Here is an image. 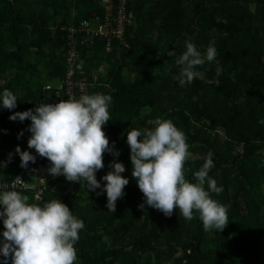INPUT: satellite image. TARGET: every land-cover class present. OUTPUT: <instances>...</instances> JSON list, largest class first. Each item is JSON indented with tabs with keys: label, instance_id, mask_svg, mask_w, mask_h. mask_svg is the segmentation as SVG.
Wrapping results in <instances>:
<instances>
[{
	"label": "rangeland",
	"instance_id": "1",
	"mask_svg": "<svg viewBox=\"0 0 264 264\" xmlns=\"http://www.w3.org/2000/svg\"><path fill=\"white\" fill-rule=\"evenodd\" d=\"M96 5V0H0V102L5 89L17 97L14 109L0 104L1 177L18 164L15 148L24 151L31 136L28 131L15 139L4 134L3 126L13 113L27 107L50 78L63 50L60 26L93 13ZM166 6L167 0H130L128 39L135 52L94 46L84 50L83 65L100 67L104 78L117 69L120 82L142 80L151 87L155 101L141 112L152 114L153 120H171L185 134L187 181L196 182L194 173L207 153H213L214 166L208 175L217 187L226 184V190L210 192V197L228 207L229 223L220 232L205 230L196 210L187 220L179 209L167 217L147 206L144 196L127 205L118 199L114 212L80 231L74 264H209L207 249L212 242L224 247L225 264H264V0H185L191 37L185 33L168 37L163 32ZM186 42L205 57L212 44L216 57L196 66L199 75L181 86L183 66L176 60L186 51ZM170 51L175 56H169ZM247 93L256 96L258 115L248 106ZM165 105L170 108L159 114ZM114 160L111 153H104V167L96 172L100 189L90 191L86 182L63 177L60 186L70 192L59 188L53 199L67 205L74 217L84 207L108 209L102 177ZM124 173L137 185L130 158ZM22 195L28 196L27 203H34L29 195ZM122 207L130 223L117 214ZM0 223L3 239V218Z\"/></svg>",
	"mask_w": 264,
	"mask_h": 264
},
{
	"label": "clouds",
	"instance_id": "2",
	"mask_svg": "<svg viewBox=\"0 0 264 264\" xmlns=\"http://www.w3.org/2000/svg\"><path fill=\"white\" fill-rule=\"evenodd\" d=\"M168 55L175 56V52L170 51ZM215 57L216 48L212 44L207 47L205 57L194 44L186 42V51L176 60L183 66L179 84L191 83L199 75L196 66ZM111 99L104 94H85L78 100L41 103L34 110L15 112L9 119L31 121L27 129L31 133L28 148L47 158L50 175H62L70 182L84 181L88 190L95 191L101 188L96 172L104 167V153L119 154L102 130L110 120ZM0 104L5 109H14L17 97L5 89ZM151 123L154 125L151 129L127 131L132 177L144 196V203L167 217L179 209L187 220L193 218V210H196L205 230L222 231L229 223L228 207L210 197V192L223 191L208 175L214 166L213 153H207L203 166L194 173L196 182L191 183L185 179L183 170L189 156L185 134L171 120L158 117ZM15 152L20 157V167L26 168L29 162H35V157L21 151L19 146ZM110 167L112 171L102 177L106 183L101 191L106 193L109 212H114L116 201L124 196L123 189L129 181L121 176L125 171L122 163L115 162ZM28 199L15 190L0 192L3 208L0 218L4 227L3 241H0V256L4 259L0 264H8L9 259L11 264H74L77 258L74 244L79 239V230L84 227L83 222L59 199H52L42 207L27 203ZM140 207L143 208V204Z\"/></svg>",
	"mask_w": 264,
	"mask_h": 264
},
{
	"label": "built area",
	"instance_id": "3",
	"mask_svg": "<svg viewBox=\"0 0 264 264\" xmlns=\"http://www.w3.org/2000/svg\"><path fill=\"white\" fill-rule=\"evenodd\" d=\"M100 12H93L87 17L60 26L65 31L66 41L61 52L64 69L59 77L47 81L41 91L43 104H55L69 98L79 99L82 95L105 94L110 88V79L102 77L101 68L87 69L83 65L84 50L101 46L110 51L114 43L127 46L125 31L131 22L132 12L128 9L127 0H96ZM31 121L25 119L11 120L7 126L6 135L15 139L25 136V126ZM106 134V130L102 128ZM22 133V134H21ZM35 157V162H29L26 168L20 167V159L16 166L5 177L0 176V192L15 190L20 193H30L34 202L42 200L44 194L55 189L58 176H52L47 169L50 164L39 156L35 149L26 148ZM3 157L1 160H4Z\"/></svg>",
	"mask_w": 264,
	"mask_h": 264
},
{
	"label": "trees",
	"instance_id": "4",
	"mask_svg": "<svg viewBox=\"0 0 264 264\" xmlns=\"http://www.w3.org/2000/svg\"><path fill=\"white\" fill-rule=\"evenodd\" d=\"M257 2H260V0H256ZM128 9H130V0H127ZM259 6V4H258ZM96 11L94 12H100V6L96 5ZM92 14V13H91ZM91 14L84 15L82 17H87ZM80 17V18H82ZM78 18V19H80ZM77 19V20H78ZM189 13L185 6V0H167V6L165 14L161 20V28L163 32L168 37H174L178 34L185 33L186 36H193L194 33L190 29L189 24ZM130 24L127 26L125 31V40L127 42V46L118 45L117 43H114L113 48L116 47H123L125 50L130 51L131 53L135 52L134 48L132 47L133 41L132 39H128V31L130 30ZM62 35V44L63 47L65 45L66 36L65 31L62 29H59ZM112 48V49H113ZM64 65L62 57L60 56L58 63L56 64V67L51 73L50 78L47 80H51L52 78L59 77L61 73L63 72ZM92 69V68H87ZM110 79V86L111 88L104 94L111 96V103L108 105V113L110 120L103 126V128L106 130V137L108 138L110 146H113L114 151H118V156H114L115 160L108 164L107 168L112 171V168L110 167V164L119 162L122 163L124 168L127 167L128 160L130 158V148L127 144V131H130L131 129L135 128L137 130H143L145 128H153L154 125L151 123L153 121L152 114L145 113L143 114L141 111L144 108H147L151 106L155 101V93L151 89L149 85H147L142 80H134V81H128V82H120L119 78V70H115L112 75L108 76ZM46 81V82H47ZM45 82V83H46ZM44 83V84H45ZM37 92L36 96L30 101V103L27 105L25 109L18 112H23L29 109L34 110L41 102L42 100V87ZM246 99L248 101V106L252 110L253 113L258 115V109H259V103L256 100V96L252 93L246 94ZM169 105H165L159 109V114L164 113L167 111L170 107H167ZM10 119L6 125L3 126V132L7 131V126L10 123ZM25 132H28V126H25ZM46 163L50 164V162L46 159ZM6 175L2 176L5 177ZM121 176L126 178L125 173H121ZM220 176V175H219ZM64 176H58V178L55 181V189L53 191H48L44 194L42 200L39 202H34V204H37L39 206H43L44 203L50 202L55 194L58 192L59 188L63 189L66 193H69V189L67 186H60V181ZM221 182L225 183L224 177L220 176ZM224 189L226 190V184H223ZM204 188H206V185H204ZM124 196L120 198L123 205L131 204L136 202L140 197H143L142 192L139 190L138 186L136 184H132L129 182L123 189ZM21 194H27L32 199V196L30 193H21ZM112 213L109 212L108 209H103L101 206L94 205L92 208H86L84 207L81 212L77 214L75 218L81 220L84 224V227L81 229H90L95 223L98 222L99 219H101L105 214ZM117 214L122 216L124 219L128 221V223L131 222V219L129 217V214L125 208H119L117 209ZM1 224V223H0ZM78 232V235L80 234V231ZM80 239V236H79ZM78 239V241H79ZM0 241H3V239L0 236ZM78 241L75 242L74 246L77 245ZM209 253V264H225L224 258H225V250L224 247L216 242H212L207 249ZM3 257L1 256L0 261H3ZM8 264H11V260L9 259Z\"/></svg>",
	"mask_w": 264,
	"mask_h": 264
}]
</instances>
